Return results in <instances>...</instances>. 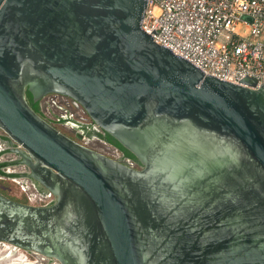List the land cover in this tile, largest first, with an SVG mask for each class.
Here are the masks:
<instances>
[{
    "label": "water",
    "instance_id": "obj_1",
    "mask_svg": "<svg viewBox=\"0 0 264 264\" xmlns=\"http://www.w3.org/2000/svg\"><path fill=\"white\" fill-rule=\"evenodd\" d=\"M146 7L0 0V128L59 195L35 206L0 192V240L60 264H264V82L158 44ZM28 90L75 99L145 166L68 136Z\"/></svg>",
    "mask_w": 264,
    "mask_h": 264
},
{
    "label": "built area",
    "instance_id": "obj_2",
    "mask_svg": "<svg viewBox=\"0 0 264 264\" xmlns=\"http://www.w3.org/2000/svg\"><path fill=\"white\" fill-rule=\"evenodd\" d=\"M142 28L154 36L155 42L164 43L207 74L235 83L245 77L256 79L258 86L264 82V0H147ZM69 98L87 113L78 101ZM52 100L57 102L55 98ZM41 111L42 116L52 123L50 117ZM57 121L77 124L78 120L72 113L65 112L59 114ZM90 121L79 125L83 132L80 136L86 138L78 142L97 150L90 146L86 130L92 126L100 127L91 117ZM100 134L97 138L109 144ZM17 147L22 148L20 144ZM99 152L121 162L122 154L116 147L111 152H116L115 155ZM129 163L127 165L135 167V162L129 160ZM15 177L21 195L29 204L49 206L55 201L53 191H41L31 179L21 174Z\"/></svg>",
    "mask_w": 264,
    "mask_h": 264
},
{
    "label": "rangeland",
    "instance_id": "obj_3",
    "mask_svg": "<svg viewBox=\"0 0 264 264\" xmlns=\"http://www.w3.org/2000/svg\"><path fill=\"white\" fill-rule=\"evenodd\" d=\"M52 98H55L57 102L53 101ZM41 109L44 112V115L49 116V120L62 132L67 134L68 136L74 138L76 141H83V138H86L84 135H81L82 128L79 127L82 124H89L90 121L89 115L84 111L81 106L75 105L72 100L67 96L62 95H53L49 94L46 95L45 98L42 99L40 104ZM68 112L69 114L72 113L74 118L78 121L77 124L68 122V121H57V117L59 114H64ZM88 135V134H86ZM8 134L0 128V161L7 162L8 164L4 167L5 173H0V192L4 193L5 195H10L15 198H18L22 202H26L21 195L20 186L18 183L14 181L15 172L20 173L24 170H27L26 165L22 163H11L15 162L18 159V155L15 152H10L7 148L6 142L3 138H6ZM89 144L90 146L94 147L95 149L102 151L104 153H111L113 151V146L111 144H107L106 142L99 140L97 138V134L89 136ZM95 137V138H94ZM15 142V141H14ZM16 144V142H15ZM116 154V152L111 153ZM17 178V177H15ZM30 183V182H29ZM31 184V183H30ZM34 191H36V187L32 186ZM5 243L16 245L4 240H0V257L6 255L5 253ZM19 251L22 252V256H18V253L14 256V254L6 260H1L0 264H60L59 260L56 258H50L40 252L27 250L19 245ZM9 262V263H8Z\"/></svg>",
    "mask_w": 264,
    "mask_h": 264
},
{
    "label": "flooded vegetation",
    "instance_id": "obj_4",
    "mask_svg": "<svg viewBox=\"0 0 264 264\" xmlns=\"http://www.w3.org/2000/svg\"><path fill=\"white\" fill-rule=\"evenodd\" d=\"M41 100V99H40ZM40 100H38V102H39V104H40ZM86 132L89 134V135H94V134H98V133H101V136L103 137V138H105L106 139V137H107V132L105 131V130H103V129H99V128H97V127H94V126H92L90 129H88V130H86ZM2 137H0V139H1ZM3 140L6 142V145H7V148H8V150L10 151V152H15L14 151V149H16L17 148V144H15V142L11 139V138H9L8 136H6V138H3ZM107 140V139H106ZM108 141V140H107ZM109 142V144H111L113 147H116V148H118L120 151H121V154H122V157H121V162H123V163H125V164H130L129 163V160H132L133 162H135V168H139V169H141V168H143L144 166H145V164H144V162L136 155V157H137V159H134V157L132 156V155H130L127 151H125V150H123V149H121L120 147H118L116 144H114L113 142H110V141H108ZM128 149V148H127ZM129 150V149H128ZM21 153H17V152H15L17 155H18V159L15 161V162H10V164L11 163H22V164H24V165H26V167H27V170H24V171H22V172H20V174L21 175H23V176H26L27 178H29V179H31L34 183H35V185H36V187H38L41 191H43V192H45V191H48V190H50V191H52L51 190V185H54V183L53 182H51V180L50 181H40V180H37L36 178H34L33 177V170L31 169V167L29 166V165H27V164H25V163H23V161L25 160V159H27V158H30V159H33L31 156H30V154H29V152L28 151H26V150H24V149H21ZM131 151V150H130ZM132 152V151H131ZM133 153V152H132ZM0 163H2L1 161H0ZM42 169L40 168V171H41ZM39 171V170H38ZM49 173H51L50 171H48ZM2 194H4V193H2ZM55 194V201L52 203V204H54L56 201H57V198L59 197V195L57 194V193H54ZM5 195V194H4ZM7 197H9V198H11V199H15V200H18V201H20L18 198H15V197H13V196H10V195H6ZM22 202V201H21ZM51 206V205H50ZM26 249V248H25ZM27 250H29V249H27ZM34 251V250H33ZM18 253V256L20 257V256H22L23 254H22V252H20L19 251V248L18 247H16L15 246V250H14V256L16 255ZM12 254V255H13ZM11 255V256H12ZM2 259H1V257H0V261H1Z\"/></svg>",
    "mask_w": 264,
    "mask_h": 264
},
{
    "label": "trees",
    "instance_id": "obj_5",
    "mask_svg": "<svg viewBox=\"0 0 264 264\" xmlns=\"http://www.w3.org/2000/svg\"><path fill=\"white\" fill-rule=\"evenodd\" d=\"M27 96H28V100L30 102V104L32 105V107L40 114H42L41 111V107L38 101L34 100L33 97V93L31 91H27ZM71 122V121H70ZM73 123V122H72ZM101 135V134H100ZM106 139L110 142H113L114 144H116L118 147H120L121 149L127 151L130 155H132L134 157V159H137L136 155L134 153H132L130 150H128L125 146H123L116 138H114L111 134H109L107 132V137ZM7 162H2L0 163V173H5L4 171V167L7 165Z\"/></svg>",
    "mask_w": 264,
    "mask_h": 264
},
{
    "label": "bare ground",
    "instance_id": "obj_6",
    "mask_svg": "<svg viewBox=\"0 0 264 264\" xmlns=\"http://www.w3.org/2000/svg\"><path fill=\"white\" fill-rule=\"evenodd\" d=\"M5 246H6V249H5V253H7L6 255L2 256L1 259L2 260H6L8 259V257H10L13 253H14V250H15V246L16 245H12V244H8V243H5ZM18 247V246H16ZM19 248V247H18ZM9 263V262H8ZM22 264V263H21ZM25 264V263H24Z\"/></svg>",
    "mask_w": 264,
    "mask_h": 264
},
{
    "label": "clouds",
    "instance_id": "obj_7",
    "mask_svg": "<svg viewBox=\"0 0 264 264\" xmlns=\"http://www.w3.org/2000/svg\"><path fill=\"white\" fill-rule=\"evenodd\" d=\"M19 174H20V173H16V172H15V174H14V175H15V176H18ZM26 203H28V202H26ZM28 204H29V203H28Z\"/></svg>",
    "mask_w": 264,
    "mask_h": 264
}]
</instances>
